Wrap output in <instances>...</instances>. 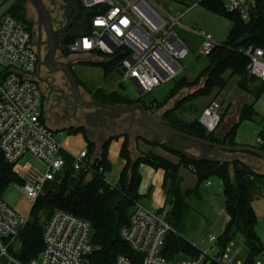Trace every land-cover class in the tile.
Segmentation results:
<instances>
[{"label":"built area","instance_id":"obj_1","mask_svg":"<svg viewBox=\"0 0 264 264\" xmlns=\"http://www.w3.org/2000/svg\"><path fill=\"white\" fill-rule=\"evenodd\" d=\"M18 1L0 0V151L22 179V183L12 184L23 193L31 210L46 192L44 184L54 179L60 182L68 171L64 170L62 144L58 139L64 132L48 128L42 121L44 97L34 80L38 57L32 48L30 27L12 13ZM79 1L82 8H96L97 13L88 17L87 33L75 37L65 46L68 51L101 58L120 57L122 76L130 79L143 94L182 73L180 61L188 54V46L175 32L177 20L162 15L153 0ZM223 4L227 11H237L243 18H248L251 6L248 0H223ZM83 16L80 11L78 20ZM201 36L200 54L205 57L218 43L208 32H201ZM245 53L249 57L248 73L264 81V50L249 47ZM198 122L208 132H214L220 122V112L206 106ZM256 143H262V140L257 137ZM27 154L43 164V172L29 166L23 176L18 173ZM89 164L87 147L73 155L75 170L89 168ZM30 170L33 174L27 178ZM165 215L163 207L150 209L140 201L135 202L128 221L119 232L133 255H118L114 264H234L239 249L229 256L228 244L219 245V235L215 233L207 234L205 249L192 243L199 250L195 257L178 255L168 259L163 256L161 249L165 236L174 231ZM28 217L0 197V264H90L89 255L93 251L91 225L64 210H55L44 220L39 254L26 262L20 261L21 233ZM259 255L255 264H261Z\"/></svg>","mask_w":264,"mask_h":264},{"label":"trees","instance_id":"obj_2","mask_svg":"<svg viewBox=\"0 0 264 264\" xmlns=\"http://www.w3.org/2000/svg\"><path fill=\"white\" fill-rule=\"evenodd\" d=\"M76 2L81 14L91 18L97 13L96 8L84 9L79 0ZM24 4L25 0H19L13 7L12 13L30 27ZM201 4L210 11L230 19L232 26L225 41L215 45L211 52L205 56V65L196 73L195 77L188 79L185 75L180 76L181 74H179L170 80L171 86L162 101L152 99L146 102L143 100V96L134 100L117 91H106L99 87L93 91L86 90L91 93L93 99L106 103L129 104L140 101L146 109H158L184 89L198 86L192 92L178 99L174 106L163 114V122L205 140L235 144L234 137L239 123L243 120H252L257 116L253 104L264 90V81L248 73L249 57L245 53L249 47L264 50V0H253L249 16L246 19L237 11H227L223 0H201ZM73 40L74 38L68 34L59 38L61 45L65 44V46ZM119 59L118 56L104 57L100 62L86 61L83 63L101 66L104 76H108L113 70L120 71ZM232 77L237 79V85L241 90L252 95L253 100L244 104L240 111L239 121L231 126L222 139L216 138L214 132H208L198 122L199 116L190 121H184L176 114V110L181 106L188 105L199 97L210 98L211 100L206 104L210 105ZM75 79L79 85L80 81L76 77ZM143 95L146 96L147 93ZM188 107H191L193 113L197 111L195 108L193 109V104ZM79 131L83 130L75 127L67 129L68 133ZM258 137L262 143H257L255 147L264 151V129L258 133ZM114 138L118 137H112L104 142L100 156L89 164L88 172L91 177L88 181H84L82 177L78 183L70 187L71 174L65 172L57 189L46 191L36 200L30 210L31 220H28L21 233L22 248L18 254L20 261L26 262L39 254L42 248L44 220L55 210L67 211L90 223L93 245V251L89 255L90 264H114L118 255L132 256L133 251L121 239L119 232L128 221L129 213L135 202H141L143 197L138 192L141 180L138 166L140 163H144L154 169L160 168L164 171L162 180L165 196L163 209L166 210V220L174 231H169L165 236L161 249L163 256L168 259H173L178 255L197 256L198 248L180 235L178 230L183 226L190 211L188 199L190 197L200 199L202 185L209 178L215 177L221 181L223 208L229 217L223 231L218 236L219 245L225 246L237 235H240L249 252L247 259L242 264H255L256 256L263 251V245L255 230L257 215L252 206V200L255 198L256 191L264 190V173L253 170L236 158L231 160L195 159L191 155L171 147L174 140L181 139L177 136L171 138V143L142 140L177 156L178 162L174 163L164 156L149 152H142L132 162L127 137H124L120 156L126 160V163L120 172L117 183L110 184L105 178L106 173L111 169V162L107 158V147ZM200 149L211 150V147L200 145ZM87 151L91 157L94 146L90 142L87 145ZM187 166L192 167L196 180L193 186L184 188L181 186L179 169ZM12 168L13 166L7 163L0 151V197L3 196L10 184L23 182Z\"/></svg>","mask_w":264,"mask_h":264},{"label":"crops","instance_id":"obj_3","mask_svg":"<svg viewBox=\"0 0 264 264\" xmlns=\"http://www.w3.org/2000/svg\"><path fill=\"white\" fill-rule=\"evenodd\" d=\"M248 2L252 4L253 0H248ZM153 3L156 5L158 11L162 15L170 16L177 20V24L174 27L175 32L188 46V49H190L189 42L194 36L198 38L200 47L202 40L201 32L210 33L216 43L224 42L232 26V22L230 19L221 14L210 11L201 4V0H153ZM229 84H231L232 86L228 87ZM233 87H237L240 90V92H238L236 96H233ZM120 90H118L117 88L108 89V91H117L121 93ZM44 94V101L42 104V121L48 128L61 130L64 132L63 135H61L58 139L62 144L61 153L65 160L64 170L68 171L72 176L75 175V181L73 184H71V179H69V186L73 187L76 183L79 182L82 177L85 179L88 174L91 177L90 172H88L89 168L82 167L78 170H75L73 168V155L79 152V150H81L82 148L87 147L89 143L88 139L93 141L94 137L87 136V131L85 129V134L83 131L68 133L66 128L67 126L65 125L71 124L75 120H78L77 118L80 117L79 112H77L74 116H72L73 111L70 109L67 112H64L62 108L59 107V105L54 104L53 100L57 101L55 97L51 95L50 104L46 93ZM87 95L92 98L91 93L87 92ZM252 100L253 98L250 93L245 92L238 87L237 79L235 77L230 78L227 85L220 91L216 99L210 104L211 107L217 109L220 112L221 116V120L214 131V136L218 139H222L227 131L231 128V126L239 121L240 111L244 104L249 103ZM253 109L256 112L257 116H255L252 120H243L239 123L234 137L235 144L251 146H255L257 144L256 139L258 137V133L262 129H264V90L262 91L261 95L254 101ZM149 110L151 112H154L156 109L151 108ZM68 112H70L69 115H66ZM221 123H223L224 126H219ZM105 133H107L106 130H104L103 128H99L97 131V140L105 138ZM123 141V136L114 138L109 142L107 147V158L111 162V169L106 173L108 174V177L105 175V178L106 181L110 184L117 183L120 172L126 163V160L120 156V149ZM174 142L183 143V139H177L174 140ZM92 143L95 149L97 144L95 142ZM146 144L147 143H145L141 139L137 140L135 146L129 148L131 154H140L144 152L142 146H146ZM193 149L194 151L189 149V153H191L193 156L208 155L210 152V150L200 148H198V150L195 148ZM161 155L169 158V156L167 155L170 154L163 153ZM32 158L34 157L32 156ZM34 159L38 161L36 158ZM38 162L41 163L40 161ZM21 163H23L24 165L23 161H21ZM138 171L141 175L138 192L142 196L149 197V208L158 209L164 207L165 196L164 190L162 188V180L164 174L163 169H154L151 166L140 163L138 166ZM179 173L181 176L182 187H184L185 181L189 182H187V184H189V187L194 185L196 177L193 173L185 168H182ZM27 175H30L31 177L32 172H28ZM217 185L219 186L216 187V192H211L208 189V187L211 186V183L207 180L202 185V197L200 198V200L208 204L211 212L217 217V219L218 217L222 219V225L219 227L216 233V235H219L223 231L225 224L229 220V217L225 213L223 208L221 181L219 179Z\"/></svg>","mask_w":264,"mask_h":264},{"label":"water","instance_id":"obj_4","mask_svg":"<svg viewBox=\"0 0 264 264\" xmlns=\"http://www.w3.org/2000/svg\"><path fill=\"white\" fill-rule=\"evenodd\" d=\"M27 1L33 5L37 16V31L34 33L31 30L32 48L38 57L34 80L36 82L40 81L47 84L44 88L45 91L43 94L46 93L50 104L52 95L57 100L54 101L52 99L54 104L59 105L64 112H67L70 109L73 111L72 116L79 112L80 117L77 118L78 120H75L71 124H66L65 126H67V129L71 127L81 128L83 131L85 129L87 131V136L94 137L93 141L88 139L90 143L95 142L97 144L92 156L90 157V163L100 156L104 142L115 136L127 137L128 150L132 162L141 155V153L131 154L129 149L135 146L137 140L143 139L158 143H168L173 136H177L183 139V143L173 142L171 147L175 150H181L195 159L207 158L211 160H231L236 158L250 166L253 170L264 173L262 171L264 170L262 167L256 166L257 157L264 160V151L260 148L251 145H238L205 140L182 130L173 128L163 122V114L168 109L172 108L178 99L192 92L198 86L184 89L177 96L170 99L163 107L156 109L154 112L147 110L145 105L140 101L129 104H110L90 98L87 95V92L80 89L69 67V63L55 57V37L61 36L68 28H70L71 37L75 38L83 36L88 31V17L83 16L80 20H78L77 18L80 16V10L78 9L76 1L62 0L61 5L63 4L64 9L66 10V13L64 14V21L66 24L64 27L54 29L50 13L44 3V0ZM71 6L74 8L75 12L69 19V10ZM43 34H45L47 42V52L44 55H42L41 52ZM64 50L68 51V48L65 47ZM81 60L82 63L86 61L100 62L103 58L96 60ZM41 66L45 67L50 75H53L56 72H63L65 78L64 82L61 85L53 84L48 77H42L40 74L42 69ZM135 87L137 95H142L143 91L139 89L137 85H135ZM119 88L124 90V86L121 84L119 85ZM69 113L70 112L66 115H69ZM99 128H103L107 131V133H105V138L101 140H97V131ZM200 145L211 147L208 155L193 156L189 153V149L195 148L198 150Z\"/></svg>","mask_w":264,"mask_h":264},{"label":"rangeland","instance_id":"obj_5","mask_svg":"<svg viewBox=\"0 0 264 264\" xmlns=\"http://www.w3.org/2000/svg\"><path fill=\"white\" fill-rule=\"evenodd\" d=\"M44 3L50 13V17L52 20V25L54 29H59L61 27H64L66 22L64 21V14L66 13V10L63 7L62 0H44ZM25 6H26V16L27 21L30 24V29L35 33L37 31V16L36 11L33 5L25 0ZM60 36L58 37V39ZM60 43V42H59ZM57 44L56 50H55V57L57 59L65 61L69 63L71 66V71L74 77L77 78V80L80 81L79 87L80 89L85 92H88L86 89H90L91 91L95 90L96 88H101L106 91L110 88H117L120 90L119 85L121 84L124 86V90H120L121 93H124L128 98L130 99H139L140 97L144 98L143 100L146 102L151 101L152 99H155L156 101H162L170 86L171 81H166L155 87L151 92L147 93L146 96L143 94L138 96L136 87L133 84V82L130 79L124 78L119 70H113L109 76H104L103 68L98 65H92V64H86L82 63L81 59H89V60H96L99 59V56H94L87 53L82 52H76V51H66L64 52L63 45ZM189 51L188 54L184 59L180 61L182 67L184 68V71L180 73L182 75H185L188 79H192L195 77L196 73L205 65V57L200 54V47H199V41L197 37H192L189 42ZM41 52L42 55H44L47 52V42H46V36L43 34L42 39V45H41ZM41 76H50V81L53 82V84H59L61 85L65 78L63 75V72H56L53 75H50L46 72L45 67H42L41 69ZM179 76V77H180ZM38 87L40 88L42 94L44 92V88L47 86L46 83L37 81ZM232 86L229 84L228 87ZM232 90L234 91L233 96H236L240 90L237 87H233ZM184 94V93H183ZM211 100L207 97H199L194 102L188 103V105L193 104V109L197 110L195 113L191 110V107H188V105H183L179 109L176 110V114L182 118L184 121H190L191 119L198 117L201 113V111L205 108L203 105L207 104ZM188 107V108H187ZM149 110V109H148ZM219 126H224L223 123H221ZM172 141H169L171 143ZM142 149L144 150V153H154L161 155L163 153H167L170 155L166 157L170 161L176 163L178 162V157L169 153L168 151L164 150L163 148L151 144H146V146H142ZM194 151V149H191ZM163 156V155H161ZM173 156V157H172ZM254 156V155H253ZM165 157V156H164ZM24 162L21 163L19 167L18 173L20 175H24L28 167L31 166L35 168L36 171L39 173L44 171V166L42 163H39L34 158H32L31 154H27L24 156V159L22 160ZM256 166L262 167L264 169V160L260 157H257L256 159ZM182 168L188 169L191 173H193V169L191 166L187 167H180L179 172ZM264 172V170H262ZM184 172V171H182ZM194 174V173H193ZM180 175V173H179ZM108 177V174H106ZM75 175L70 177L71 184L75 181ZM90 175L88 174L84 181L89 180ZM181 177V176H180ZM208 181L211 183V186L208 187V189L211 192H216V187L219 186L218 179L215 177H212L208 179ZM188 181H185L184 187H189V184H187ZM70 183V182H69ZM189 183V182H188ZM58 182L57 179H54L53 181H48L44 184V190H55L58 188ZM222 186V185H221ZM207 189V188H206ZM3 198L18 212H20L23 215H29V219L31 220L30 216V206L26 204L25 198L23 196V193L19 191V189L14 186V184H10L4 194ZM147 196H143L141 201L142 203L149 208ZM188 202L190 204V211L185 219V222L183 226L178 230L179 234L185 237L187 240L190 241V243H194L196 245H199L198 247L201 249H205L207 247V242L205 241V238L207 234L209 233H217L219 227L222 225V219L217 217L211 212L209 206L204 201L190 197L188 199ZM252 206L256 212L257 215V224L255 227L256 233L260 238V241L263 245V251L261 252L262 255L258 256V261L261 264H264V190L256 191L255 192V198L252 200ZM203 239L204 241L201 242ZM231 243V244H230ZM229 252L228 255H233L236 250H238L237 255L234 260V264L236 262L243 263L244 260L248 257V248L244 245L243 239L240 235H237L233 240H231L228 243Z\"/></svg>","mask_w":264,"mask_h":264},{"label":"flooded vegetation","instance_id":"obj_6","mask_svg":"<svg viewBox=\"0 0 264 264\" xmlns=\"http://www.w3.org/2000/svg\"><path fill=\"white\" fill-rule=\"evenodd\" d=\"M76 1V0H75ZM74 8L71 6L70 7V10H69V14H70V17H69V19L74 15ZM78 19V18H77ZM66 34H68V35H70V28H68L62 35H66ZM61 35V36H62ZM58 37L59 36H56L55 37V40H56V47H57V44L59 43V39H58ZM60 44V43H59ZM63 47H65V44L63 45ZM64 52L66 53V51L64 50ZM69 67H70V69H71V66L69 65ZM41 68H42V66H41ZM46 69V68H45ZM46 72L47 73H49L48 72V70L46 69ZM48 77V79L50 80V76H47ZM53 83V82H52Z\"/></svg>","mask_w":264,"mask_h":264},{"label":"bare ground","instance_id":"obj_7","mask_svg":"<svg viewBox=\"0 0 264 264\" xmlns=\"http://www.w3.org/2000/svg\"><path fill=\"white\" fill-rule=\"evenodd\" d=\"M31 171V170H30ZM30 171H28V172H30ZM32 172V174H33V171H31ZM27 178H30V175H27Z\"/></svg>","mask_w":264,"mask_h":264}]
</instances>
